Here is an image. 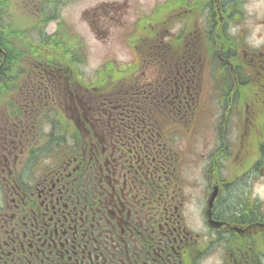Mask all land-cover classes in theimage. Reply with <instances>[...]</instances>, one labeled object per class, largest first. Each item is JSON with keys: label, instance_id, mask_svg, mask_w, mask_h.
<instances>
[{"label": "flooded vegetation", "instance_id": "flooded-vegetation-1", "mask_svg": "<svg viewBox=\"0 0 264 264\" xmlns=\"http://www.w3.org/2000/svg\"><path fill=\"white\" fill-rule=\"evenodd\" d=\"M259 154L264 2L0 0V264H264Z\"/></svg>", "mask_w": 264, "mask_h": 264}, {"label": "rangeland", "instance_id": "rangeland-1", "mask_svg": "<svg viewBox=\"0 0 264 264\" xmlns=\"http://www.w3.org/2000/svg\"><path fill=\"white\" fill-rule=\"evenodd\" d=\"M264 0H258V3H262ZM100 61V56L102 54H93ZM115 55V54H113ZM254 160L256 164L252 173V176H247V174L236 173V164L234 156L230 158V162L227 165V170L224 173V176L232 179L233 181L224 191L226 195H236L248 196L253 201H257L260 204V208L264 211V154L254 155ZM241 170V169H240ZM239 174H241L239 176Z\"/></svg>", "mask_w": 264, "mask_h": 264}, {"label": "water", "instance_id": "water-1", "mask_svg": "<svg viewBox=\"0 0 264 264\" xmlns=\"http://www.w3.org/2000/svg\"><path fill=\"white\" fill-rule=\"evenodd\" d=\"M217 195H218V191L215 190L214 193H213L212 199H211L210 206H212V204H213V202H214V199L217 197Z\"/></svg>", "mask_w": 264, "mask_h": 264}]
</instances>
